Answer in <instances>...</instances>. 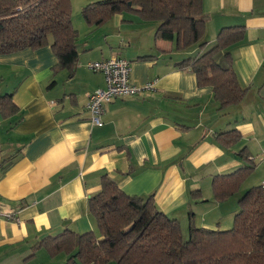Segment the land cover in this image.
Wrapping results in <instances>:
<instances>
[{
	"label": "crops",
	"instance_id": "crops-1",
	"mask_svg": "<svg viewBox=\"0 0 264 264\" xmlns=\"http://www.w3.org/2000/svg\"><path fill=\"white\" fill-rule=\"evenodd\" d=\"M94 1L74 7L77 63L70 69L57 65L48 45L0 56V98L9 95L16 107L6 117L0 113V264H64L65 254L50 257L39 243L65 230L97 232L88 200L103 176L124 194L153 196L158 210L179 222L182 236L190 213L197 228L227 229L237 201L264 183V0H202L205 47L184 51L175 41H155L156 23L132 13L88 25L79 11ZM236 26L241 40L214 60L225 68L229 55L246 93L219 110L212 88L198 85L180 64ZM112 57L130 62L129 80L142 90L104 106L103 125L96 127L84 107L105 82L88 63ZM233 129L239 140L223 146L218 134ZM251 165L235 194L214 200L213 177Z\"/></svg>",
	"mask_w": 264,
	"mask_h": 264
},
{
	"label": "trees",
	"instance_id": "trees-1",
	"mask_svg": "<svg viewBox=\"0 0 264 264\" xmlns=\"http://www.w3.org/2000/svg\"><path fill=\"white\" fill-rule=\"evenodd\" d=\"M201 1L102 0L85 5L80 14L88 25L100 26L115 14L132 13L156 23L155 41H175L178 51L195 46L203 49L207 17ZM69 7V0H0V56L48 45L57 65L69 69L75 66L78 33L72 26ZM242 34V27L223 28L215 46L180 64L196 75L198 85L212 88L219 110L238 104L246 93L237 82L229 55L226 54L225 68L214 60L217 53L240 41ZM15 109L9 95L0 98L3 117ZM238 138L235 129L217 136L223 146H232ZM254 168L251 165L230 175L213 177L214 200L223 201L235 194ZM99 182L100 190L88 200L97 232L78 234L65 230L43 240L39 244L50 257L63 253L67 256L64 264H264L262 185L250 188L237 201L239 210L234 214L232 228H197L190 213L188 236L184 239L179 222L159 211L153 196L124 194L107 176Z\"/></svg>",
	"mask_w": 264,
	"mask_h": 264
},
{
	"label": "built area",
	"instance_id": "built-area-1",
	"mask_svg": "<svg viewBox=\"0 0 264 264\" xmlns=\"http://www.w3.org/2000/svg\"><path fill=\"white\" fill-rule=\"evenodd\" d=\"M131 64L121 57H112L102 61L88 63V69L101 73L104 76L105 87L98 88L89 94L86 108L93 126L102 127V116L107 104L118 98L132 97L141 91V88L131 83ZM153 83H148L145 89H151ZM264 187V183L262 184ZM7 219L15 220L9 213L3 215Z\"/></svg>",
	"mask_w": 264,
	"mask_h": 264
},
{
	"label": "rangeland",
	"instance_id": "rangeland-1",
	"mask_svg": "<svg viewBox=\"0 0 264 264\" xmlns=\"http://www.w3.org/2000/svg\"><path fill=\"white\" fill-rule=\"evenodd\" d=\"M69 1H70L69 11H70V15H71L72 22L74 23V20H73V19L75 18V17L73 18V16L75 15V13H74V12H75V8H74V7L77 6V2H78L79 0H69ZM72 1H73V3H72ZM97 1H102V0H96V1H94V2H97ZM80 12H81V10L79 11V14H80ZM80 15H81V14H80ZM79 17H80V16H79ZM81 17H82V16H81ZM227 226H230V227H228L227 229H225V226H222V227H221V225H220L219 228H222V230H228V229L232 228L233 225L228 224V225H226V227H227ZM220 230H221V229H220ZM187 236H188V235L184 234V235H183L184 239L187 238Z\"/></svg>",
	"mask_w": 264,
	"mask_h": 264
},
{
	"label": "water",
	"instance_id": "water-1",
	"mask_svg": "<svg viewBox=\"0 0 264 264\" xmlns=\"http://www.w3.org/2000/svg\"><path fill=\"white\" fill-rule=\"evenodd\" d=\"M129 4H130V3H128L127 5L130 6Z\"/></svg>",
	"mask_w": 264,
	"mask_h": 264
}]
</instances>
